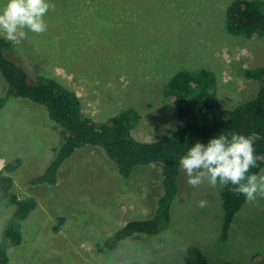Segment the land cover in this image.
I'll use <instances>...</instances> for the list:
<instances>
[{"label":"rangeland","instance_id":"obj_1","mask_svg":"<svg viewBox=\"0 0 264 264\" xmlns=\"http://www.w3.org/2000/svg\"><path fill=\"white\" fill-rule=\"evenodd\" d=\"M85 1L92 6H83ZM232 1L49 0L54 8L44 17L47 31L8 40L5 53L35 83L47 76L70 88L83 113L98 123L133 110V137L155 141L179 126L166 97L178 71L210 72L220 111L255 96L258 84L244 83L239 73L264 66V37L226 33L225 10ZM5 4L0 0V8ZM107 6L121 13L122 31L111 26L116 21L109 20ZM60 143L61 134L42 107L9 98L0 109V156L5 163L19 162L13 191L37 202L22 222V243L9 249L6 264H184L188 248L209 264H264V200L245 199L223 238L220 191L207 182L190 187L181 168L160 231L107 250L102 243L115 231L151 214L158 169L139 167L124 178L98 149L84 147L61 167L55 185H30ZM201 200L206 207L197 206ZM13 209L0 204V233Z\"/></svg>","mask_w":264,"mask_h":264},{"label":"trees","instance_id":"obj_2","mask_svg":"<svg viewBox=\"0 0 264 264\" xmlns=\"http://www.w3.org/2000/svg\"><path fill=\"white\" fill-rule=\"evenodd\" d=\"M85 4L92 6L89 1H85L83 6ZM116 6V3L112 5L113 8ZM107 8L109 10L110 7L104 8L109 20L116 21L111 26L122 31L125 20L118 18L121 13ZM224 30L249 40L264 37V0H233L225 10ZM10 46L8 40L0 37V109L9 98L27 100L42 107L49 125L61 134V143L53 149L48 166L29 182L30 185H55L61 167L76 150L84 147L98 149L124 178L139 167L154 164L158 169V191L152 202L151 214L144 219L129 221L115 231L102 243L107 250H114L122 240L160 231L169 219V204L177 193L179 158L196 142L206 144L221 133L236 132L247 136L255 131L261 136L254 145L255 154L260 159L250 172L258 174L264 167V66L246 68L239 73L244 83L258 84L255 96L221 111L214 89L215 80L210 72L181 70L174 73L168 81L166 97L174 105L179 126L158 140L142 141L131 133L135 121L133 110H124L104 122H96L83 113L76 93L61 82L41 76L35 83L16 61L6 55L5 50ZM18 163L7 162L0 171V204L14 206L0 233V264L8 263L9 249L22 243V222L37 207L34 197L20 199L13 191V174ZM219 199L223 210L221 237L225 238L245 197L225 188L220 191ZM184 256V264H209L195 248H188Z\"/></svg>","mask_w":264,"mask_h":264},{"label":"clouds","instance_id":"obj_3","mask_svg":"<svg viewBox=\"0 0 264 264\" xmlns=\"http://www.w3.org/2000/svg\"><path fill=\"white\" fill-rule=\"evenodd\" d=\"M54 8L49 0H6L0 8V34L6 40L26 39L28 32L43 34L47 31L44 17ZM261 139L257 132L247 136L231 132L221 133L208 142H196L179 158L187 184L197 188L207 182L213 189L225 188L235 195H243L247 202L264 200V174L251 173L260 159L254 145ZM198 207L207 206L206 200Z\"/></svg>","mask_w":264,"mask_h":264},{"label":"built area","instance_id":"obj_4","mask_svg":"<svg viewBox=\"0 0 264 264\" xmlns=\"http://www.w3.org/2000/svg\"><path fill=\"white\" fill-rule=\"evenodd\" d=\"M4 166H5V162H4L3 158H1V156H0V171H3Z\"/></svg>","mask_w":264,"mask_h":264},{"label":"crops","instance_id":"obj_5","mask_svg":"<svg viewBox=\"0 0 264 264\" xmlns=\"http://www.w3.org/2000/svg\"><path fill=\"white\" fill-rule=\"evenodd\" d=\"M147 167V166H146ZM136 171V170H135ZM134 172V171H133Z\"/></svg>","mask_w":264,"mask_h":264}]
</instances>
